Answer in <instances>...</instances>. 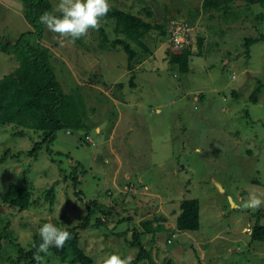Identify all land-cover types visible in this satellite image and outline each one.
Listing matches in <instances>:
<instances>
[{"label":"rangeland","instance_id":"rangeland-1","mask_svg":"<svg viewBox=\"0 0 264 264\" xmlns=\"http://www.w3.org/2000/svg\"><path fill=\"white\" fill-rule=\"evenodd\" d=\"M48 1L53 11L58 0ZM109 2L152 24L186 18L195 52L190 71L170 67L165 54L170 37L158 29L143 35L147 50L129 42L136 54L129 66L122 45L110 44L123 39L111 18L100 27L105 47L99 30L71 43L44 25L42 38L32 41L48 49L54 74L78 104L81 120L79 127L59 129L36 158L12 155L26 152L31 137L39 142L41 136L32 130L19 135L20 128L0 124V157L9 150L0 162L1 264H15V244L30 248L44 223L61 229L79 224L92 200L100 209L91 213L90 223L103 218V211L106 221L78 232L91 264H104L113 253L135 259L138 246L126 244L124 233L141 229L144 220L157 229L142 236L157 264H264V241L250 238L256 221L264 225V205L242 207L250 194L264 193V41L245 45L264 32V7L236 0L223 15L203 12L202 0ZM25 9L22 0H0L1 39L14 42L31 30ZM16 66L11 54L0 52V77ZM75 163L84 169L76 188L63 180ZM10 185L30 189L26 209L9 206L4 192ZM52 185L50 203L45 191ZM189 198L199 202L200 227L179 231V205ZM41 256L44 264H69L53 254Z\"/></svg>","mask_w":264,"mask_h":264},{"label":"trees","instance_id":"trees-1","mask_svg":"<svg viewBox=\"0 0 264 264\" xmlns=\"http://www.w3.org/2000/svg\"><path fill=\"white\" fill-rule=\"evenodd\" d=\"M26 9L24 17L31 25L30 31L19 34L14 42L4 41L0 38V52L11 54L17 61V66L0 77V124L13 125L20 128L19 135H25V131L32 130L41 136L39 142L32 136L33 145L26 152L17 151L12 157H20L22 154L33 158L37 157L42 144H50L55 138L56 132L65 125L79 127L81 116L78 112V104L74 103L71 96L66 95L58 82L50 63V54L46 47L39 43L34 44L32 39L39 41L42 38L44 25L39 22L40 15L45 11H52L48 0H22ZM236 0H202L201 10L203 12H222L223 15L229 13ZM247 3L258 4L264 7V0H242ZM111 18L115 21L116 33H120L123 39L115 38L110 41L112 46L121 44L127 54L129 66L135 58V51L129 42H135L145 50L147 48L142 42L145 33L152 29H158L164 38L169 37L171 25L169 20L160 24H152L143 18L124 12L112 6L104 19ZM190 25L186 18H174ZM102 45L105 47L107 37L103 30L99 28ZM191 37L187 36V44L175 47L168 42L165 49L166 59L171 68L178 69L181 73L190 71L191 56L195 53L192 49ZM258 41H264V32L258 37L246 39L245 45L249 46ZM202 38H198V52L201 55ZM262 88V83H258L249 96L252 102L257 101V95ZM9 150L4 152L6 156ZM52 154L51 150H48ZM0 157V162L4 156ZM84 171L80 164L75 163L72 170L63 177V180L70 179L73 187L79 183L78 172ZM80 171V172H81ZM80 190H75V195L80 199ZM55 189L50 186L45 191V198L50 201L54 199ZM4 198L9 202L10 207L20 210L26 209L30 204L31 191L25 185H10L4 192ZM87 213L81 217L80 223L74 226H67L64 229L72 234V238L67 241L63 248H50L48 253L67 261L69 264H91L92 258L80 247L78 232L85 229L89 224L98 227L106 221L105 211L103 218H96L91 222V213L99 208L96 200L86 204ZM180 211L176 216L175 225L179 231H196L200 227L199 222V202L196 198L183 199L179 205ZM100 209V208H99ZM260 215L261 213L258 212ZM141 229H135L124 233V242L131 246H138V251L134 263L145 262L146 264H157L153 256L142 244V236L147 233L156 232V227H152L151 220H144L140 223ZM0 234V238H1ZM250 238L252 240L264 241V225L257 221L251 227ZM171 242V237L167 239ZM166 241V242H167ZM41 243L39 234H34L33 244L25 249L19 244L17 246V256L15 264H35L34 255L38 253V246ZM43 255V253H40ZM1 264V261H0Z\"/></svg>","mask_w":264,"mask_h":264},{"label":"clouds","instance_id":"clouds-1","mask_svg":"<svg viewBox=\"0 0 264 264\" xmlns=\"http://www.w3.org/2000/svg\"><path fill=\"white\" fill-rule=\"evenodd\" d=\"M111 8L109 0H58L53 11H45L40 15L39 22L49 31L75 43L77 39L87 37L92 30L98 31ZM262 205L264 193H252L242 207L258 210ZM39 236L41 238L39 251L33 257L37 264H44L40 253L47 254L53 247L61 249L72 238L68 230L50 222L39 228ZM133 259L131 255L122 258L119 254L113 253L107 256L104 264H132Z\"/></svg>","mask_w":264,"mask_h":264},{"label":"built area","instance_id":"built-area-1","mask_svg":"<svg viewBox=\"0 0 264 264\" xmlns=\"http://www.w3.org/2000/svg\"><path fill=\"white\" fill-rule=\"evenodd\" d=\"M170 41L173 46L181 47L187 44L189 26L186 23H170Z\"/></svg>","mask_w":264,"mask_h":264},{"label":"water","instance_id":"water-1","mask_svg":"<svg viewBox=\"0 0 264 264\" xmlns=\"http://www.w3.org/2000/svg\"><path fill=\"white\" fill-rule=\"evenodd\" d=\"M219 186V185H218ZM220 189H222L220 186H219Z\"/></svg>","mask_w":264,"mask_h":264}]
</instances>
